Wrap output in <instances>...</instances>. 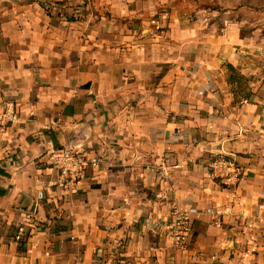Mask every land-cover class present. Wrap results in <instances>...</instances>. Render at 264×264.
Here are the masks:
<instances>
[{
	"label": "crops",
	"instance_id": "obj_1",
	"mask_svg": "<svg viewBox=\"0 0 264 264\" xmlns=\"http://www.w3.org/2000/svg\"><path fill=\"white\" fill-rule=\"evenodd\" d=\"M9 104L0 264H264V0H0ZM64 149L89 165L60 188Z\"/></svg>",
	"mask_w": 264,
	"mask_h": 264
},
{
	"label": "built area",
	"instance_id": "obj_2",
	"mask_svg": "<svg viewBox=\"0 0 264 264\" xmlns=\"http://www.w3.org/2000/svg\"><path fill=\"white\" fill-rule=\"evenodd\" d=\"M19 119L17 117L14 105L9 104L3 112L1 126L8 124L16 125ZM97 163V160H93ZM59 171V180L57 186L66 188L74 186L79 178H82L89 161L80 153L73 150H61L54 156L53 162ZM213 175L218 178L226 187H238L243 176V168L235 158L220 159L211 164ZM42 197V196H40ZM208 214L217 215L218 212L208 209ZM192 228V215L190 212L181 209H174L169 223L166 225V232L179 249H184L188 243ZM25 232L23 228L17 233L16 240L20 241L24 238ZM252 248V247H251ZM247 249L244 257L255 252V249Z\"/></svg>",
	"mask_w": 264,
	"mask_h": 264
}]
</instances>
